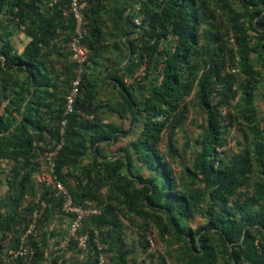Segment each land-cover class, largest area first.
<instances>
[{
    "label": "trees",
    "instance_id": "1",
    "mask_svg": "<svg viewBox=\"0 0 264 264\" xmlns=\"http://www.w3.org/2000/svg\"><path fill=\"white\" fill-rule=\"evenodd\" d=\"M84 1L87 24L84 43L88 57L83 67L86 69L97 63L104 44L105 21L102 11L105 0ZM128 1L138 6L140 17V24L137 25L139 31L130 43L132 51H137L141 60H145L146 74L155 71L159 64L162 67L160 79L153 83L148 95L139 100L132 95L122 78L114 79V86L131 115L130 130L133 129L134 136L131 145L119 147L123 157L100 160L99 165L106 173L107 181L112 183L129 213L142 215L143 207H156L167 212L170 224L175 228H179L180 218L190 219L199 209V203L203 202L199 210L205 216L206 223L198 230L204 233L199 236L200 245H189L197 264H216L221 257V249L219 253L207 241L210 232L218 238L226 256L224 264H264V127L255 123L254 106L261 72L253 67L250 59L253 51L251 42L257 38V57L261 58V66L264 68V0H235L245 9H251L247 21L241 20L242 14L233 8L230 0H223V7L232 22L240 70L247 76L239 111L252 123L253 134L251 150H244L238 160L226 164L218 161L215 163L213 157L218 124L209 106V97L214 84H220L223 96L228 101L232 74L224 71V63L219 59L221 45L215 53L207 51L200 44V27L206 18L199 0ZM69 3L70 0H0V14L9 22L22 27L29 37L19 53L7 37L0 44L3 65L23 76L22 81L15 83L8 94L0 92V104L7 96H11L9 103H15L13 114L6 115L4 111L0 113V161L4 158L12 160L8 189L0 200L5 206L4 211L0 212V240L15 231L17 223L28 220L27 213L21 211L23 198L33 175L43 168L40 169L39 156L41 158L47 146L61 143L55 158V178L75 203L88 205L85 201L95 198L90 192V180L84 182L83 178L75 176L77 183L72 187L68 184L67 175L73 174L65 173V168L78 165L87 153L89 143L96 153L100 143L117 142L121 134L128 133L101 119V104L95 89L97 80L90 78L86 71L82 74L72 111L65 113L66 95L74 77L72 73L76 63H69L63 71L57 67L52 53L57 54L59 47L61 51L65 49V46L56 43L60 33L65 32V42L71 37L73 18L69 12ZM211 35L214 37L215 34ZM197 76L195 93L208 113V127L193 162V168L203 182L200 196L189 195L178 189L157 147L170 116L178 110L183 97L194 90ZM63 119L65 124L61 125ZM134 160L140 161L151 173L150 176H134L142 188H136L133 181L121 173V169L125 168L132 174ZM254 166L261 179L254 182L251 194L245 193L243 198L235 196L239 188L251 184L250 174ZM43 186L41 201H45L46 205L55 201L62 209L61 195ZM138 198L142 200L139 202ZM113 209L109 204L105 211L87 217L82 223L90 220L98 224L110 223L116 227L118 224ZM156 219L161 224V217L156 216ZM82 232L87 236L86 240L91 241L96 248V243L92 241L93 231L83 229ZM188 234L195 237L193 230H189ZM15 239L17 241L18 237ZM116 240L123 245L119 237ZM29 241L35 250L31 261L41 264L38 259L43 256V252L39 243L33 238ZM229 245L232 252L228 249ZM125 253L120 251L118 264H127ZM98 261L95 256L91 264H98Z\"/></svg>",
    "mask_w": 264,
    "mask_h": 264
},
{
    "label": "rangeland",
    "instance_id": "2",
    "mask_svg": "<svg viewBox=\"0 0 264 264\" xmlns=\"http://www.w3.org/2000/svg\"><path fill=\"white\" fill-rule=\"evenodd\" d=\"M82 1L85 3L83 16L86 33L87 24L84 12L86 2ZM230 3L242 14L241 20L247 21L250 18L251 9H245L235 0H230ZM199 4L206 18L205 23L200 27L202 35L200 44L207 51L215 53H217L218 46L221 45V58L219 59L224 63V71L232 74V87L228 101L223 96L220 84H214L213 92L209 97V106L213 109L218 124V132H216L218 138L215 140L213 157L215 163L218 161L226 164L238 160L244 150L252 148V123L246 120L239 111L247 76L240 70L231 29L232 22L229 13L223 7V0H199ZM251 7L250 5L249 8ZM206 29H210V31H206ZM211 33L215 34L214 37ZM6 37L10 39L14 50L18 53L22 51L27 42V36L22 27L9 22L3 14H0V44ZM251 43L253 47L250 54L251 64L261 72L254 101L255 123L262 128L264 127V68L261 66V58L257 57L258 39L254 38ZM60 51L59 47L57 54L52 53V58H55L57 67L64 71L69 63L75 61L67 46L61 51L62 53ZM84 62L82 64L75 62V71L73 70L72 75L74 74V77L78 75L81 80L83 72L86 71L90 78L97 80L95 89L98 102L101 104L99 110L101 119L117 125L128 133L121 134L117 142L100 143L96 153L89 143L87 153L81 158L78 165L66 167L65 173L73 174L72 176L67 175L68 184L72 187H75L77 183L75 176L83 178L84 182L89 179L90 192L94 194L95 198L86 200L85 203L96 207L99 213L105 211L109 204L112 205L118 225L115 227L110 223L98 224L96 221L89 220L83 222L76 232V237L73 236L70 231L72 217L62 211L55 201L47 205L45 201H41L44 186L38 179L39 170L28 183L22 202L21 211L23 214L27 213L26 219L28 220L17 223L15 231L9 232L3 240H0V264H35L31 261L35 250L30 244V238L39 243L40 250L43 252V256L40 260L38 259L41 264H91L94 262L95 256L99 260L98 264H118L117 258L120 251L121 253L126 252L124 258L127 264H197L193 260L189 245L194 243L200 245L199 236L204 233L202 230H198L206 223L205 216L199 210L203 206V202L199 203V209L190 219L180 218L179 228H175L171 226L167 212L160 211L156 207H143L142 215L129 213L121 197L113 189L112 183L107 181L106 173L102 171L103 168L99 162L103 159L114 160L123 157L119 147L131 145L134 136L133 129L130 130L131 115L125 107L118 89L101 81L104 73L103 66L99 69L92 66L85 69ZM146 67L145 60L142 59L131 78L122 79L137 100L147 96L153 83L160 79L162 64L157 65L156 70L149 71L148 74H146ZM120 76L122 78L121 74ZM22 79V74L6 68L0 57V92L8 94L15 87V83H20ZM197 80L198 76L194 81V90L183 97L178 110L170 116L167 128L163 130L157 147L161 156L165 158L167 168L174 177L178 189L184 190L189 195L200 196L203 182L201 176L193 168V162L197 152L201 149L202 136L208 127V113L195 93ZM10 100L11 96L2 100L0 113L4 111L6 115L13 114L15 103H9ZM113 106L120 110L119 114L110 110ZM169 136H171L170 141ZM39 160L41 169L44 167L42 155L41 158L39 156ZM11 164L12 160L9 158L0 161V200L8 189L7 182L10 179ZM132 164V174H129L125 168L121 169V173L133 181L136 188H142V185L135 181L134 176L137 174L150 176L151 173L138 160H134ZM250 177L251 184L248 187L239 188L235 196L243 198L245 193L251 194L252 185L261 179L256 166L253 167ZM138 200L140 202L142 199L138 198ZM29 208L32 210L29 211ZM4 209L5 206L0 202V212ZM156 216L161 217V224L157 223ZM28 224L31 225V233H26ZM83 229L93 231L92 241L96 243V248L93 247L91 241L86 240L84 245L79 242L77 237L85 234L82 232ZM189 230L195 231L194 238L188 234ZM16 237H18L17 241ZM117 237L122 240V246L116 240ZM149 238H151V242ZM207 241L211 242L219 253L221 249V257L216 264H224L226 256L222 252L218 238L210 232ZM20 245L25 248L27 252L25 255H15L14 252ZM192 249L195 250L194 247ZM228 249L232 252L231 245L228 246Z\"/></svg>",
    "mask_w": 264,
    "mask_h": 264
},
{
    "label": "crops",
    "instance_id": "3",
    "mask_svg": "<svg viewBox=\"0 0 264 264\" xmlns=\"http://www.w3.org/2000/svg\"><path fill=\"white\" fill-rule=\"evenodd\" d=\"M102 15L105 21V40L97 63L91 66L98 69L103 66L101 81L116 88L115 78H121V74L122 79H130L141 64L139 53L133 52L130 46L139 31L138 6L129 1L127 3L126 0H105ZM64 37L65 32L60 33L57 45L67 46L68 41L65 42ZM115 109L110 108L115 114H119L120 110Z\"/></svg>",
    "mask_w": 264,
    "mask_h": 264
},
{
    "label": "built area",
    "instance_id": "4",
    "mask_svg": "<svg viewBox=\"0 0 264 264\" xmlns=\"http://www.w3.org/2000/svg\"><path fill=\"white\" fill-rule=\"evenodd\" d=\"M84 4L85 3L82 0H70L69 3V12L73 18V31L67 43V49L70 52L72 59L79 64H82L84 61H86L88 55V49L84 43ZM80 81L81 80L78 75L73 77V79L71 80L70 89L68 94L66 95L65 113L72 111V104L80 90ZM64 124L65 119L61 121V125ZM60 145L61 143H57L53 147H46L45 151L42 154L44 167L42 168L41 172L38 173V179L42 184L50 187L57 194L61 195L62 209L66 213L71 215L72 219L70 223V231L71 234L76 237V232L79 230L82 221L89 216L99 214V210L91 204L83 205L75 203L71 195L63 187V185L56 180L54 175L55 158ZM26 233H31V225L29 224L27 226ZM77 238L79 242L84 245V242L86 241V235L83 234L78 236ZM149 241L151 242L150 239ZM14 253L15 255H25L27 252L25 248L20 245Z\"/></svg>",
    "mask_w": 264,
    "mask_h": 264
}]
</instances>
